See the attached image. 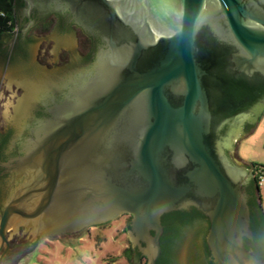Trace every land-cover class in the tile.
I'll return each instance as SVG.
<instances>
[{"label":"water","instance_id":"obj_1","mask_svg":"<svg viewBox=\"0 0 264 264\" xmlns=\"http://www.w3.org/2000/svg\"><path fill=\"white\" fill-rule=\"evenodd\" d=\"M52 2L106 49L93 77L39 120L33 105L77 70L87 40L58 23L23 32L5 81L10 93L16 85L3 111L13 132L7 157L38 121L12 161L18 183L3 194L0 264L8 231L73 234L124 215L133 264L135 250L158 264L163 217L190 209L210 223L213 264H264L244 246L255 167L235 160L244 124L264 112V0Z\"/></svg>","mask_w":264,"mask_h":264},{"label":"flooded vegetation","instance_id":"obj_2","mask_svg":"<svg viewBox=\"0 0 264 264\" xmlns=\"http://www.w3.org/2000/svg\"><path fill=\"white\" fill-rule=\"evenodd\" d=\"M32 9L29 10V7L26 5V3L22 0L21 2V8L18 11L17 19H18V29L13 32L11 41L9 46L7 47V50L11 49L12 42L15 43L16 48H14V56L16 55L17 48L20 44H22L21 39H23V32L24 30L28 28L30 31L33 28L40 27L41 29H47L51 26H53L55 23H58L62 29H67L68 27H71L79 31L87 40L86 47L82 49L80 53L79 63L77 65V70L72 74L69 75L67 78L63 79L60 86L54 87V91L51 95V93L47 96H45L43 103H41L38 106L35 107L32 111H36L37 115L39 116V120L43 119H49L52 117V110L56 107L64 103L68 96H70L71 92L75 89L79 88L80 86H83V83L88 82L90 78L94 75V67L96 63L99 60V54L101 50L106 49L105 42L102 40L101 37H99L96 33L91 34L84 30L79 24H77L75 17L73 14L67 12L63 9V7H58L52 0H32ZM39 24V25H37ZM77 61V60H76ZM51 95V96H50ZM32 107V108H33ZM31 108V109H32ZM264 116V112L262 116L259 118V121L255 124H244L242 128V135L240 140L237 142L235 146V150L237 151V145L238 143L253 132V130L256 128L262 117ZM37 121L33 123V125L29 128V130L26 131L24 136H22V141L18 146L15 148L14 151H12L11 155L9 157L6 156V151L10 148L9 145L12 142L13 132H4L0 133V219L2 217V214L5 210V198H3V194H5L6 190H10L12 187V184H15L14 182H17L16 173H14V162L16 158L20 157L22 144L31 137L32 131L37 127ZM254 128V129H253ZM230 154V153H229ZM254 187V181L247 187V193L249 195V206L251 210V214L254 209L251 205L252 195L251 192ZM7 193V192H6ZM193 209H190L186 212H192ZM200 213V212H199ZM172 214V213H171ZM122 217H127L129 219V223L131 221V216L124 215ZM120 217V218H122ZM208 228L203 238L200 240H197L193 245L194 252L192 255V260L195 262L194 264H213L212 263V257L209 252V249L207 247L205 238L207 235V232L209 230L210 223L207 220V218L204 216ZM118 220V219H117ZM110 223V222H108ZM108 223H105L103 225H106ZM100 225V226H103ZM172 225V224H171ZM129 226V225H128ZM99 226H96L97 228ZM24 228V227H23ZM93 228V227H92ZM90 228H85L81 230L80 232H83ZM252 230V228H251ZM19 232V231H18ZM76 232V233H80ZM253 232V230H252ZM75 233V234H76ZM67 234L62 235H50V236H63ZM49 237V236H48ZM259 239L261 244L259 245L255 240V234L253 232V240H244V246L247 250L251 251L257 258L258 256L256 253L261 254L264 257V231L261 230L259 233ZM23 235L15 234L14 237H9V231L6 234V240L9 246V250L7 252V255L9 253L15 252L19 255L20 251H29L30 249H33L36 247L38 242L41 240L42 237H37L35 239L26 241L23 239ZM24 242H27L24 243ZM205 244V246L203 245ZM184 248V246H183ZM6 246H0V257L5 253ZM25 251V252H26ZM135 252L139 255V258H144L137 250ZM182 252H184V256H186V249H182ZM182 252L180 253V264H189L190 260L185 261L181 257ZM17 255V256H18ZM189 256V255H188ZM189 256V258H190ZM160 259L158 260L159 264Z\"/></svg>","mask_w":264,"mask_h":264},{"label":"rangeland","instance_id":"obj_3","mask_svg":"<svg viewBox=\"0 0 264 264\" xmlns=\"http://www.w3.org/2000/svg\"><path fill=\"white\" fill-rule=\"evenodd\" d=\"M14 48L16 46L13 42L0 80V133L9 130L8 124L3 120V111L7 99L13 98L12 93L15 92L16 87L15 84L12 85V93L9 89L5 91V81L14 55ZM16 95L21 98L23 90L18 89ZM254 130L252 135L238 143L237 149L247 163L264 166V116ZM235 160L242 164L237 151ZM260 194L264 204V190ZM128 225L129 219L122 217L106 225L93 227L76 234L42 236L35 249L25 250L26 252L21 250L19 255L15 252L9 253L2 264H133L134 252L128 251L132 249L127 238ZM26 232L27 230L22 227L23 234L21 235L23 239L29 241L32 239L33 232L31 231L28 235L25 234ZM9 237H14V233H11ZM24 243L27 244V242ZM137 264H147V260L138 259Z\"/></svg>","mask_w":264,"mask_h":264},{"label":"trees","instance_id":"obj_4","mask_svg":"<svg viewBox=\"0 0 264 264\" xmlns=\"http://www.w3.org/2000/svg\"><path fill=\"white\" fill-rule=\"evenodd\" d=\"M22 0H0V49L5 42L12 38L13 32L18 29V11L21 8ZM254 129V128H253ZM255 175L264 174V167L255 165ZM257 178L254 179V187L251 192V205L253 210L251 214V228L255 234V240L260 245L259 233L264 231V208L262 202L256 193ZM165 228L161 240L162 255L159 264H180V253L186 249V260L189 264H194L192 255L193 244L204 237L208 224L204 216L196 209L190 212H175L165 215L162 219ZM172 224V225H171ZM205 246V244H203ZM184 246V248H183ZM128 251H133L130 249ZM126 251V252H128ZM190 258H189V256ZM259 260L264 261V257L256 253ZM138 259L139 255L137 254Z\"/></svg>","mask_w":264,"mask_h":264},{"label":"built area","instance_id":"obj_5","mask_svg":"<svg viewBox=\"0 0 264 264\" xmlns=\"http://www.w3.org/2000/svg\"><path fill=\"white\" fill-rule=\"evenodd\" d=\"M257 178V186L260 191L264 190V174H257L255 175Z\"/></svg>","mask_w":264,"mask_h":264},{"label":"crops","instance_id":"obj_6","mask_svg":"<svg viewBox=\"0 0 264 264\" xmlns=\"http://www.w3.org/2000/svg\"><path fill=\"white\" fill-rule=\"evenodd\" d=\"M255 132V130L253 131V133ZM252 133V134H253ZM251 134V135H252ZM237 154H238V156H239V159L241 160V162H242V164H244L245 166H247L248 168H250L251 166H254L255 167V165L256 164H251V163H247L245 160H244V158H242V156L239 154V151H238V149H237ZM257 166H261V165H257ZM264 167V166H263ZM255 169H256V167H255ZM260 193H261V191H260ZM259 198V197H258ZM262 199V198H261ZM259 201H261L262 202V206H263V208H264V204H263V201L262 200H260V198H259Z\"/></svg>","mask_w":264,"mask_h":264}]
</instances>
